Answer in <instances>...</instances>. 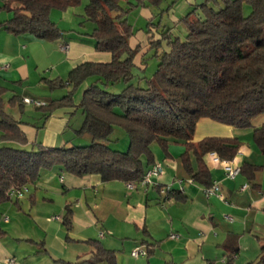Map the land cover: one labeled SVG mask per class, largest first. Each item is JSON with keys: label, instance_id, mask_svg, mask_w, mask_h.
<instances>
[{"label": "trees", "instance_id": "1", "mask_svg": "<svg viewBox=\"0 0 264 264\" xmlns=\"http://www.w3.org/2000/svg\"><path fill=\"white\" fill-rule=\"evenodd\" d=\"M88 0L85 17L94 23L91 33L99 51L111 53V60L84 61L74 66L66 80H46L50 88L69 87L63 97L40 105L48 114L63 106H73L74 93L94 77L84 89L79 103L84 121L79 132L90 135L89 144L48 147L32 144L20 122L4 108L5 88L0 85V203L10 199L13 187L34 183L43 169L60 167L74 174H99L103 181L141 182L147 167L155 163L153 144L168 152L171 141L183 142L184 155L193 151L199 169L193 178L210 186L211 175L205 155L216 152L232 159L242 142L237 137H206L193 142L198 121L207 117L240 129L253 126L264 114V0H205L189 11L182 22L188 33L184 39L167 31L168 49L156 52L157 69L146 87L132 82L135 57L133 34L127 14L138 5H158L162 0ZM81 0H3L0 10L12 16L0 21V29L15 35L31 34L41 40H57L64 32L51 18L55 8H66ZM250 7L248 14L245 6ZM162 40L156 42L161 47ZM125 86L113 92L109 86ZM18 96L9 99L14 105ZM116 126L126 132L128 149L110 145ZM253 140L264 156V122L253 129ZM14 143V144H11ZM185 165L191 171L188 156ZM261 166L245 162L241 166L252 180ZM71 225L70 216L64 219ZM97 259L116 264L113 255L101 246ZM227 264H233L228 259ZM247 264H264V246L259 258Z\"/></svg>", "mask_w": 264, "mask_h": 264}, {"label": "crops", "instance_id": "2", "mask_svg": "<svg viewBox=\"0 0 264 264\" xmlns=\"http://www.w3.org/2000/svg\"><path fill=\"white\" fill-rule=\"evenodd\" d=\"M204 1L174 0L172 4H177L176 12L179 13L176 21L183 23L182 19L187 14L183 12L188 7H192V10ZM2 3L3 0H0V5ZM132 3H136V0ZM158 5L136 6L142 8L141 12L148 18V25L152 24L154 18L149 7ZM5 20L0 18V21ZM158 23L159 27L163 26V31L151 27L145 30L147 32L136 31L130 23L133 34L129 43L132 48H139L135 64L140 62L146 52L157 48L158 40H162L160 48L168 49L163 33L169 31L174 37L185 38L181 37V31L175 26ZM60 52H66L65 60L71 69L84 61L107 62L112 57L110 52L99 51L92 43H87L81 33H64L57 40H41L33 35H15L0 29V85L5 88L4 108L20 122L30 145L66 146L72 140L62 136L69 126L65 116L67 111L57 113L55 111L58 108L48 114L34 105L42 113H31L32 109L23 102V98L29 95L14 91L13 96L19 97V102L14 105L9 103V99L5 101L4 95L13 90L9 83H22L29 80L34 71L37 72L39 65L31 60L50 59ZM67 77L41 76L40 83L54 91L63 87L50 88L46 80H66ZM87 85L84 83L81 86L82 92ZM49 96L52 99L42 102L47 104L64 95L55 98L52 94ZM80 96L78 103L83 93ZM6 103L13 109L21 104L19 114L9 112ZM64 107L70 106L61 108ZM70 113L74 114V111ZM206 137L239 138L242 144L232 159L240 167L245 162L261 166L255 178L251 180L244 172L233 179L226 177L223 164L209 152L204 159L210 170L211 181L219 183L225 200L217 195L207 196L204 191L207 186L193 178L199 169L196 155L192 150L184 155L185 144L175 141L170 142L168 152H164L156 143L159 151L153 147L155 163L147 167L148 170L155 164L161 166L160 174L153 176L152 180L160 185H172L178 190L169 196L160 193L153 185L146 188L136 183L131 189L127 186L128 182L103 181L99 174H74L60 167L43 169L39 178L30 184V193L24 197L28 203H22L23 196L9 195L10 199L0 203V211L2 215L7 212L18 214L27 206L40 233L52 234L51 245L47 243L46 237L40 240L41 234L25 233L30 248L22 250L19 242H11L18 234L17 222L10 216L1 217L0 264H9L10 258H15L19 264L18 252L28 253L34 264L43 261L48 255L61 264H110L106 259H97V245L113 255L116 264H227L229 258L233 264L256 261L264 246V156L255 144L251 131L204 117L198 121L192 140L199 142ZM185 156L189 158L191 171L185 165ZM246 183L249 186L243 188ZM180 187L184 191H179ZM66 215L70 216V226L64 223ZM173 234L176 236L173 237ZM51 246H55L57 251L52 250ZM135 248H145L147 254L133 256Z\"/></svg>", "mask_w": 264, "mask_h": 264}, {"label": "rangeland", "instance_id": "3", "mask_svg": "<svg viewBox=\"0 0 264 264\" xmlns=\"http://www.w3.org/2000/svg\"><path fill=\"white\" fill-rule=\"evenodd\" d=\"M174 0H163L158 6H150L149 7V12L153 15V20L152 24L148 25V18L146 17L145 14L141 12V7L139 8H133L131 11L128 13V20L131 24H133L134 28L137 30L141 31H148V28H156L159 29L160 31H163V26L159 27L158 22H161L162 25H167L168 27L175 26L178 30L181 31L182 36L185 37L186 34L188 33V29L183 23L177 22L176 19L179 13L176 12L178 10L177 4H172ZM88 2V0H81V2L69 5L66 8H55L53 9L51 18L53 21L57 23V25L60 27V29L65 33V34H79L84 37L85 41L87 43H92L93 46H95V39L92 37L91 33L93 27L95 26L93 22L86 20L85 17V5ZM129 2H134V0H123L122 4L124 6H130ZM192 7H188L183 13L186 14L191 10ZM2 11V10H0ZM250 7L245 6L244 8V13L248 14L250 12ZM0 18L1 19H9L12 16V12H8L7 10H3V12H0ZM176 14V17H174ZM174 15V16H173ZM150 22V21H149ZM74 29V30H73ZM143 31V32H144ZM145 31V32H147ZM147 34V33H146ZM27 36L31 34H26ZM172 36V35H171ZM74 37V36H73ZM174 37V35L172 36ZM134 42V40H132ZM140 41V40H138ZM137 41V42H138ZM158 49L159 52L163 50V48H152L148 52L144 54V56H141L140 62H137L133 68V73H134V78L132 80L133 83L139 84L140 86L146 87L148 85V79H150L154 72L157 69L158 65V57H156L154 54L156 50ZM66 57V52H60L59 54L56 53V55L53 56V58L50 59H43V58H35L34 60H31L32 63L35 65L38 64L39 68L36 70L37 72H33L30 75L29 80H24L22 83H9V87L13 90L8 91L5 95V101L13 97L14 91L16 93L21 94V95H29L32 98L39 99V100H50L52 99L50 94H52L53 98L55 97H61L65 94L68 93L69 87H63V88H58L54 91H51L47 86H45L44 83H40V77L41 76H47V77H56L57 75H61L63 78L67 77V74L69 73V70L71 69L68 66L67 61L65 60ZM31 63V64H32ZM56 63H59V66H56ZM39 74V75H38ZM94 79V77L89 78L86 83L89 84ZM29 85V86H28ZM125 86L124 82H118L115 85H111L108 87L110 91L113 92H120ZM82 87H80L73 96V102L74 105L70 107H64L60 108L59 110L55 112H61V111H67L65 113L66 119L69 121V126L65 129L64 133L62 136L64 138H72L71 141L67 142L65 145L66 146H71L73 144H89L91 142L90 135L84 132H79L78 130L81 128L83 121H84V114L82 112V108L79 107V103L77 99L79 96L83 93L82 92ZM48 95V96H47ZM48 97V98H46ZM81 97V96H80ZM46 99V100H45ZM28 104V105H27ZM6 108L8 109L9 112L15 113V115H18L20 112V105L18 104L16 106V109L11 108L8 106L6 103ZM35 104L32 103H26L27 108H31L32 110L30 111L31 113L38 112L39 114L42 113L40 109H36V107H33ZM74 111V114L70 113ZM264 122V114L260 115L259 117L255 118L253 121V126L250 128H247L245 130L251 131V134L253 135V129L255 126H258ZM252 138V137H251ZM110 145L115 148L119 149L121 151H126L128 149L129 145V139L126 135V132L124 129L120 126H116L112 135H111V141L109 142ZM13 144V143H11ZM28 147H30V144H28ZM153 147L159 151L158 145L155 143ZM28 187V190H25L24 195L22 197V203H28V199L24 198L27 194L30 193V184L26 185ZM24 198V199H23ZM30 210L28 207H24L23 211H20L18 214L15 213H5L2 215V211H0V218L5 217V216H10L11 219H15L17 222L16 224V231L18 234L12 238L11 242H19L20 243V248L22 250H25L26 248H30L29 245H27L26 240H25V233H34V234H41V239H44L46 237V241L48 244L51 245V241L53 240L52 234L49 233L48 235H45L44 233H40L39 229L36 228V223L30 216ZM1 218V219H2ZM13 221V220H12ZM60 222V221H59ZM20 238V239H18ZM49 248V247H48ZM52 250H56L55 246H51ZM24 253V252H22ZM16 255L20 259L18 260L19 264L20 263H28V264H34V260L29 259V254H20L18 252ZM35 254H32L31 256H34ZM27 258V260H25ZM15 259V258H14ZM29 259V260H28ZM238 263H243L239 261ZM36 264H61L48 255L45 256L43 261L38 262Z\"/></svg>", "mask_w": 264, "mask_h": 264}, {"label": "built area", "instance_id": "4", "mask_svg": "<svg viewBox=\"0 0 264 264\" xmlns=\"http://www.w3.org/2000/svg\"><path fill=\"white\" fill-rule=\"evenodd\" d=\"M64 48H67V46H64ZM23 102L24 103H32V104H35L37 106L46 104L45 102L35 100L29 96L24 97ZM212 154L214 155V159L216 161L221 162L223 164L226 177L233 179L238 174L241 173V167L239 165L235 164L234 159L221 158L220 155H218L216 152H212ZM160 172H161V166L159 164L153 165L151 168L146 170L141 182H139V183H141L146 188L150 185H153L160 193H162L166 196L177 193L178 190L174 189L172 187V185H160L158 183H155L152 180V177L159 175ZM190 181H192V179H190ZM181 182L182 181L180 180V183ZM127 186L132 189L136 186V182L129 181L127 183ZM248 186L249 185L246 183L243 185V188H246ZM25 190H28V187L26 185H24L22 187H13L10 190L9 195L10 196L16 195L18 197H21L24 195ZM179 191H184V188L180 187ZM204 191H205L207 196L217 195L221 199L225 200V196H224L223 192L221 191L220 185L217 181H214L210 186L205 187ZM57 218H59V217H57ZM172 236L175 237L176 235L173 234ZM132 254H133V256L146 255L147 251L145 248H135L132 251ZM9 264H17L16 259L10 258Z\"/></svg>", "mask_w": 264, "mask_h": 264}]
</instances>
